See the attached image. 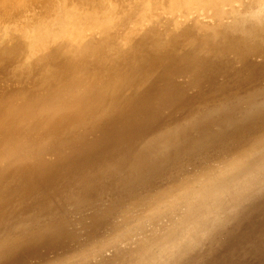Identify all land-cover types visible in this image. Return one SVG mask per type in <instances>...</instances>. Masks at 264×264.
I'll return each instance as SVG.
<instances>
[{"label": "bare ground", "instance_id": "obj_1", "mask_svg": "<svg viewBox=\"0 0 264 264\" xmlns=\"http://www.w3.org/2000/svg\"><path fill=\"white\" fill-rule=\"evenodd\" d=\"M48 1L53 4L56 0ZM67 1L69 7L77 6V19L88 23L87 31H98L115 45L116 56L99 57L84 69L70 63L55 65L47 84L37 86L40 96H32L27 90L22 91L25 98L15 99L13 93L1 90L0 264H167L168 242L182 236L187 221L197 217L198 204L210 203L211 197L203 198L202 194L231 190L247 175L264 176V88L250 87L264 85V79H257L264 77V0H211L201 4L202 18L209 17L210 23L198 14L189 16L187 12L185 16L188 4H178L183 0ZM57 8L62 10L59 3L54 11ZM10 9H0V17H8ZM161 10L171 14L170 21L176 24L169 29L163 25L166 33L157 32L159 29L152 25L156 23L152 12ZM36 14L48 16L45 8ZM119 15L134 20L143 16L137 26L153 27L141 34V29L134 30L135 34L128 30L134 34L129 37L119 33L130 24L127 19L118 26H114L116 22L106 27L98 22H112ZM111 25L116 32L113 42L105 35ZM202 25L205 27L200 28ZM66 34L48 29L45 36L53 37L49 50L42 36L27 42L40 53L54 52V47L61 51L59 55L68 57L82 44L77 27ZM9 38L19 41L14 33ZM74 43L76 47L71 49ZM110 46L100 43L89 46V50L103 52ZM192 47L198 52L194 59L183 52ZM89 50L82 48L79 54H91ZM256 56L260 60L255 61ZM231 59H247L243 72H231ZM0 60L1 66L8 68L9 58L3 55ZM19 62L29 61L19 57ZM178 68L195 76L200 93L188 96L182 81L159 78L163 69ZM204 81L208 85L201 86ZM225 92L230 95L221 97ZM156 105L167 110V117L150 116ZM144 118L149 119L145 128L140 125ZM139 131L144 136L137 139ZM176 162L180 168L173 166ZM116 166L119 169H114ZM135 171L134 183L121 185L122 179L131 180ZM166 174L179 175L170 177L176 181L167 179L157 184ZM102 188L126 197L116 213L105 209V197L101 202L95 200L94 193ZM188 191L193 194L187 195ZM260 196L253 206L264 203V193ZM71 199L78 206L94 207L100 217L94 218L99 227L78 228L82 221L69 226L35 223L40 226L32 228L35 234L24 237L14 234L13 224L3 226L22 216L24 209L37 213L24 221L20 220L25 215L21 217L20 225L41 216H60L49 206ZM71 207H63L69 210L65 215L74 211ZM14 214L19 215L11 217ZM252 216L237 239L238 248L218 263L264 264V256L257 254L264 245V210ZM230 223L221 225L206 246L219 241L221 231L228 230ZM256 229L261 232L255 235L252 247L248 235ZM113 239L120 245L102 247ZM88 244L89 249L81 251ZM77 247L79 252L68 253Z\"/></svg>", "mask_w": 264, "mask_h": 264}, {"label": "rangeland", "instance_id": "obj_2", "mask_svg": "<svg viewBox=\"0 0 264 264\" xmlns=\"http://www.w3.org/2000/svg\"><path fill=\"white\" fill-rule=\"evenodd\" d=\"M195 1H198L200 4H198V6L190 5L188 2H186V0H183L182 3H178V4L180 5H182L183 3L188 4V6H186L187 9L184 12L185 16H187V14L190 13L189 16L198 14L202 18L204 14H202L203 12L200 11V9L202 8L201 4L205 5L211 0H195ZM246 1H250V0H246ZM66 2L68 1L56 0L55 3L52 4L48 0H0L1 10L9 9V7L11 6L10 9L11 11L8 17L5 18L0 17V46H4V47H0V59L3 55L7 56L9 58V63H10L8 68H4L1 66L2 61L0 60V92L1 90H4L6 94L13 93L15 99L18 97L25 98L24 94H22V91H27V90L30 92L32 96H40L42 95V93L40 92V90L37 89V86H39L40 84L43 85L47 84L48 82L47 79L50 75H52V71L54 70L55 65L61 66L62 64L70 63L77 65L78 69H84L87 66L93 64L99 57L114 58V56H116V50L114 49L115 45L109 42L108 40H105L103 35H101V33H99L98 31H94V32L87 31L88 23H80V21L77 19L78 16L76 13L77 6L74 4L71 7H69L70 3L68 2L69 4L68 6ZM258 2L261 1L258 0ZM56 3H59L62 6V10L61 8H57L54 11L53 8ZM24 5L26 8L22 7ZM28 6L35 8L31 10L28 8ZM40 8H45V10L48 12L47 17H39L36 14V12ZM188 8H193V9H191L189 12ZM69 9L70 11L68 12ZM158 12L159 11L152 12L154 16L152 15L151 17H154L156 23L152 24L154 27L152 25H150V27L152 26L153 28H158L159 30H157V32H161L165 30V28H163V25L165 24L167 28L168 27L173 28L176 25V24H172L173 21L172 22L170 21L171 14L169 15V13H165L164 11L163 13H161L162 10L159 13ZM56 14H58L59 17H57ZM145 16L147 17L149 16V14L146 13ZM205 16H209L208 12L205 13ZM119 17L120 18L118 19L113 18L112 22L110 21L108 22L106 21V19H101L98 22L101 23L102 26L105 25V27L107 26L108 23L115 24V22L116 24L114 26L116 25L118 26V23L127 19V21H130V24L128 22V25L124 26V28L122 29L123 31H119V33H121L122 35L123 34L128 35L129 37L135 34L134 30L137 29L138 31L139 29L147 30V31L140 30L139 31L140 33L136 31L137 33L141 34L142 32H148L150 28L148 25H144V24L139 25L140 27L137 26L138 22L143 20L142 18L143 16L136 20H134L133 18L132 19L129 18V16L127 17V15H119ZM202 20L204 22L205 21H209V23L211 22L209 17L202 18ZM40 22L41 24H39ZM94 25L97 29L98 28L97 24L94 23ZM73 27H77L80 31L79 41L82 44V48L89 50V46H99L100 43L112 44V46H110L106 51L103 52L89 50L91 54H79L80 49L82 48H80L78 45L76 47V43H74V47H72L71 49L75 47L76 48L73 49L72 51L73 54H69L68 57L59 55L61 51L55 49L54 47H53L54 52H48V50L50 49V47L48 46V42L51 43L53 37L45 36L46 31L48 29H52L53 31L60 32L62 35L66 36L67 35L66 33ZM204 27L205 26L202 25L200 28H204ZM113 30L114 28L111 25V27L108 28L109 34H105L107 38H109L112 42L116 39V32ZM128 30L133 31L134 34L129 33ZM10 33H14L19 41L10 40L9 38ZM121 34H117V35L120 36ZM37 36H42L43 37L42 42L48 47V50H46L43 53H40L37 47L31 46L27 42L28 39L34 40L35 37ZM182 39L185 40L184 38H181L180 40ZM111 49H114V54L112 55H110L109 53ZM183 52L189 54L190 58L192 59L198 57V52L193 47L186 49ZM170 54H174V53H170ZM58 56L60 57V60L57 61L56 59L58 58ZM19 57H21L22 59H27L29 62L20 63ZM246 60L241 62L234 59L229 60L228 63L229 69L231 70V72H235V73L240 71L243 72L244 70L243 66H246ZM256 60H260V57L256 56L255 61ZM109 61L111 60H108L107 62ZM254 63L255 62L253 61V63L250 66L252 67ZM108 66H111V64ZM192 73L194 74V72ZM244 73H246V71ZM159 78H164L170 82L173 80L176 81L180 80L178 82L182 81L184 86V91L187 93L188 96H191L193 93H200V90H202V89H198V90L196 89V85L194 83L195 76H191L189 73L184 72L181 68H178V70L163 69L162 73L159 75ZM257 79H261V81L263 82L264 77H259V78L257 77ZM19 81H21V83ZM204 85H208V83L206 81L202 82L201 86ZM257 85L258 86L256 87V85L250 84V87L251 89L264 88L263 83L262 84L258 83ZM229 95L230 94L228 92H225L221 94V97H227ZM166 111L167 110H163L159 108L158 105H156V107H154L153 114H151L150 116H153L155 119L156 116L154 115L167 117L168 112ZM234 112L235 115H238V109H234ZM148 121H149L148 118H144L141 121L140 125L143 128H145L147 126ZM162 125L163 124H159V126ZM141 131L138 132V135L136 136L137 139H140L144 136V134L140 133ZM115 150L116 149H114V151ZM133 160L130 162L131 164H133ZM177 163L178 162H176L175 165H173L176 169L181 167L178 166ZM114 169H119V167L116 166L114 167ZM222 170L223 167H221L219 170L220 175L223 174ZM101 174L102 172L98 173V175ZM135 175H136V171L133 173L132 176H130L131 180H127V182L126 180L122 179V181L124 182H122L121 185H125V183L127 184H131L132 182L134 183ZM176 175L179 174H172L169 176H167L166 174L165 175L166 177H160V179L156 183L157 184L162 183L167 179H170L171 181L173 180L176 181L175 179L170 178ZM251 176L247 175L245 179L237 186L232 187L231 190L222 191L221 194L217 195L209 192L208 194L204 193L201 195L203 198L211 197L210 203L198 204L195 207L197 210L196 213L197 217L192 221H187L188 224L185 225L182 236L180 238L172 239L168 242V244L166 245L167 247L166 254L168 256L167 264H196L197 262H202L203 264H221V262L218 263V260L225 261L226 256H231L233 254V252L238 248L237 239L240 236L245 223H247L246 221L251 219L253 217L252 215L255 212H260L264 210V203L253 206V202L257 200V197L263 196L260 195L264 193L263 191L264 176H260V177H251ZM107 191L108 190H104L102 188L94 193V197H97L95 200H100V202H101V198L105 197L106 199L105 209L110 211L112 214H114L124 205L126 197L123 194H117ZM186 194L192 195L193 192L188 191L186 192ZM107 195L111 196V198L108 197L106 198ZM76 202L77 201H75L74 199L64 202H56L50 205L49 207L50 209H53L54 212H59L61 214L60 216H41L30 221H25L24 224L20 225L19 219L21 217L25 215L24 219L20 220V221H24L28 217H31L37 213V211H32L33 209H24L22 216H20L19 218L10 219L6 223H4L3 226H5L6 224H10V225L13 224V226H15L16 228L14 234L15 235L22 234L24 237H27V235L32 237V235L35 234V228L34 229L32 228L40 227L38 225H34L35 223L41 224L42 226L45 224L50 225L51 223L60 226H69L71 224L77 223L78 221H82L81 223L78 224L77 226L78 228L91 229L93 227H99V224L94 221L95 217H99V214L94 211L95 208L94 207L86 208L84 205L78 206L76 205ZM49 203L50 202H48L46 205H48ZM67 204H70L72 207L74 206V211H72L68 215H65L67 212H69V210L65 211L63 208ZM77 208H81V209H77ZM130 209L131 208L129 207L128 210ZM101 210H103V208ZM5 214H9V212ZM100 214H102V211L100 212ZM17 215L14 214V216L11 217H15ZM81 217H84L85 221L81 220L80 219ZM229 222H231L229 225V229L221 231V239L215 242L214 244H212L211 246H206V243L212 237L211 235L216 231H218V229L226 226ZM248 222H250V220ZM262 230L264 229L262 228ZM260 232L261 229H256V232L250 233L248 235V239L249 241H251L249 245L254 247L253 242L255 235L259 234ZM102 245H103L102 247H109L120 244L117 240L113 239L103 243ZM71 249L73 250H70L68 253H73V252L75 253L77 251L79 252L78 247L76 248V250L75 248H71ZM88 249H89V244L84 248H82L81 251H86ZM259 250L257 254H262L264 256V245H262V247L259 248ZM251 259H254V257H252ZM133 260L136 262L137 257L134 256ZM165 261H166V257L164 258L163 263ZM149 264H158V263L149 262Z\"/></svg>", "mask_w": 264, "mask_h": 264}]
</instances>
